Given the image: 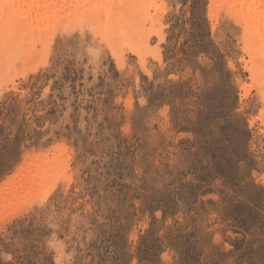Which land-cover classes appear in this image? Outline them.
<instances>
[{
	"label": "rangeland",
	"instance_id": "obj_1",
	"mask_svg": "<svg viewBox=\"0 0 264 264\" xmlns=\"http://www.w3.org/2000/svg\"><path fill=\"white\" fill-rule=\"evenodd\" d=\"M119 1L81 0L87 18L61 2L72 19L48 13L14 48L0 264H264V94L241 27L211 0H138L140 19L110 21ZM38 157L57 176L6 204Z\"/></svg>",
	"mask_w": 264,
	"mask_h": 264
},
{
	"label": "bare ground",
	"instance_id": "obj_2",
	"mask_svg": "<svg viewBox=\"0 0 264 264\" xmlns=\"http://www.w3.org/2000/svg\"><path fill=\"white\" fill-rule=\"evenodd\" d=\"M67 1H69V2L71 1L70 2L71 5H73V4L75 5V3H76V5L73 6L74 7L73 11H75L74 9L76 8L79 11V12L78 11L77 12H78V14H80V16L85 15V18H87L88 16H86V15H89L91 13V9H90L91 7L88 8V5L85 6L89 2H85L86 4L82 5V3L80 2L81 0H78V1L67 0ZM61 2H64V1L63 0H0V35H1V37H0V41H1L0 42V50H4V52H0V56H3L5 53L7 54V57L5 59L8 61L7 64L9 66V67H7V66L3 65L4 63H2V62L5 59L2 62H0V81L2 80L1 82H3L5 80L4 78H7V79L9 78L10 75L7 74L6 70H8V68H10V67L13 69L16 66L15 64H13V62L14 61L17 62L16 61L17 55L22 56L23 53H26V50L23 48H18V49H14V48H17L19 44H22L21 42H23L22 41L23 37L25 36V34H27V31H29V33L31 32L32 25H34L33 27L35 28V34L36 35L41 34V29H39V28L41 27L42 23H44V25L46 23V22H42L43 20H41V19H45L43 17H46L48 19V17L50 16L49 14H51V13H54L52 15V16H54L57 9H59L60 12L62 11L61 14H63V13L65 15L69 14V15H66V17H65V18L69 19L70 14L72 15V13H70V9H69L70 7L67 8V10L65 11L63 9L64 6L61 5L63 3H61ZM78 2H80L81 5ZM99 3H100V1H99ZM65 4L70 5L69 3H65ZM90 4H91V2H90ZM145 5L147 6V4H145ZM81 6L85 8L84 11H83ZM99 6H100V4H99ZM139 6H140V2L138 0H127V2H120L119 5L113 7L112 9H110L108 7L109 9L107 8V10H106L107 12L105 15L108 14L107 16L110 17L109 20L110 19L113 20V19H115V17H117V18L119 16L122 17L121 14L123 13L126 15V19L129 18V19H133V20L137 21L135 19L137 14H138L139 10L143 9L141 7H140L141 9H139ZM211 6H213L214 9L217 11L216 14H218V13H220V11L224 10L227 14L226 17L229 16L230 18H232L234 20V22H236L241 27V31H242V34H241V36H242L241 37L242 48L241 49L243 51L242 53L246 54L248 57L247 58L248 60L246 61V67L249 69V72L251 73L252 77L257 76L259 78L258 81H256L258 83H255V84H257V86L259 87V94L263 95L264 94V0H211ZM101 7H103V6L101 5ZM147 7H150V6H147ZM149 9H147V10L149 11ZM143 14L145 15V13H143ZM212 15H213V13H212ZM70 18L72 19L73 15ZM150 18H151V16H150ZM138 19H140V18L138 17ZM61 20L63 21L64 19H61ZM69 21L67 24H69ZM119 21H121L120 18H119ZM126 21L127 20H125V22L124 21H121V22H124L126 24L127 23ZM16 22H18L17 24H19V26L22 27V30L20 29L21 32L19 31L18 27L16 26L17 25V24H15ZM90 22H92V21H90ZM139 22L142 24V21H139ZM134 23H137V22H134ZM70 24H71V22H70ZM75 24H77V23H75ZM113 24L116 25L117 22L114 21L112 23V25ZM77 25L79 26V24H77ZM121 25H123V24H121ZM121 25H117V26H121ZM127 25H129V24H127ZM82 26H84V25H82ZM97 26H99V25H97ZM103 26H104V24H103ZM134 26H135V24H134ZM137 27H139V26L137 25ZM144 27H143V30H144ZM110 28H111V26H110ZM47 29H49V27H47ZM115 29H112V30L117 31ZM124 29H126V28H124ZM132 29H134L133 25H132ZM139 29L141 30V28H139ZM50 30L52 31V29H50ZM46 32H48V31H46ZM139 34H140L139 37H141V35H142L141 31L139 32ZM103 36H105V35H103ZM122 36H123V34H122ZM37 38H38V36H37ZM122 39H124V38H122ZM143 39H144L143 42L147 41L145 38H143ZM52 40H53V38H52ZM137 40H139V39H137ZM37 41H38V39H37ZM42 42H43V40H42ZM23 43H25V42H23ZM1 46L3 47V49H1L2 48ZM8 47L12 49L11 54H9ZM117 47H118V45H117ZM31 51H32V49H31ZM14 54H16V55H14ZM242 62H244V61H242ZM24 63H26V60ZM247 65H249V66H247ZM16 69H17V67H16ZM243 91H245V90H243ZM44 155H45V153H44ZM31 159H33V158H31ZM60 162L61 161L59 158L53 159V161H51V162L46 161V159L44 161L43 157H38V158L34 159L31 163L32 167L29 166L30 169H26V172L23 173V177H22V175L18 176L17 178H15L13 180V182H11V184H9V186L12 184H15L16 180L18 182L17 185L14 187L13 192H11L6 197V204H10L14 201L18 202L19 201L18 199L22 196V193H23L25 188L27 189L29 187H32L33 190L41 188L43 186V184L47 181V179H50L49 175L56 174V176H57V171H60V169H61ZM26 168H28V167H26ZM63 169H65V168H63Z\"/></svg>",
	"mask_w": 264,
	"mask_h": 264
}]
</instances>
